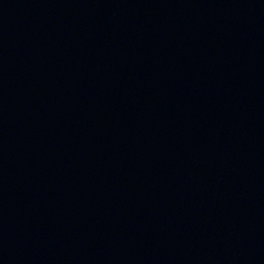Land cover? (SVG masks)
I'll use <instances>...</instances> for the list:
<instances>
[{"label":"water","instance_id":"water-1","mask_svg":"<svg viewBox=\"0 0 264 264\" xmlns=\"http://www.w3.org/2000/svg\"><path fill=\"white\" fill-rule=\"evenodd\" d=\"M0 264H264V0H0Z\"/></svg>","mask_w":264,"mask_h":264}]
</instances>
